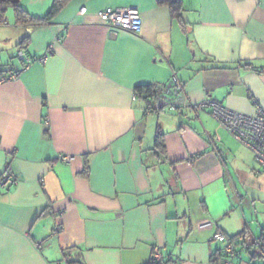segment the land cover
Returning a JSON list of instances; mask_svg holds the SVG:
<instances>
[{"label": "crops", "instance_id": "0c3cea01", "mask_svg": "<svg viewBox=\"0 0 264 264\" xmlns=\"http://www.w3.org/2000/svg\"><path fill=\"white\" fill-rule=\"evenodd\" d=\"M180 1L178 18L160 0H72L38 26L6 10L0 76H16L0 85V175L18 179L0 190V264H148L155 251L164 264H264V228L245 217L226 159L234 138L196 107H264V0ZM53 2L20 5L43 18ZM127 7L139 32L98 17ZM174 75L193 107L147 113L136 88ZM218 232L238 242L234 258Z\"/></svg>", "mask_w": 264, "mask_h": 264}, {"label": "built area", "instance_id": "2783aa9c", "mask_svg": "<svg viewBox=\"0 0 264 264\" xmlns=\"http://www.w3.org/2000/svg\"><path fill=\"white\" fill-rule=\"evenodd\" d=\"M86 8H83L80 13H86ZM100 21L111 31H128L132 33L139 32L142 26L140 12L135 7L127 8H107L98 12ZM8 24V19L0 10V25ZM20 60L25 62V66H29L33 60L28 56L25 50L18 52ZM46 58L41 59L44 62ZM12 76H0V85L3 84ZM167 91L165 96L160 99L146 98V112L157 113L161 109H168L170 112H178L185 108H192V104L184 97V84L177 77L173 76L166 85ZM137 94L135 98H137ZM197 108H211L213 116L225 128V130L240 144L249 149L255 156L257 163L260 165L264 173V107L258 106L254 115H246L239 112L231 111L223 104L214 101L206 100L196 106ZM158 110V111H157ZM63 162L69 163L71 156H62ZM16 173L7 169L0 175V190L8 191L11 186L17 182ZM216 223L212 220H206L199 223L200 229H209L215 227ZM212 240L219 241L224 244L225 255L229 258H234L237 255L238 242L224 234L218 232ZM256 247L261 250V256L264 259V234L261 238L254 240ZM153 260L160 262L161 257L158 251H155Z\"/></svg>", "mask_w": 264, "mask_h": 264}, {"label": "rangeland", "instance_id": "374dc122", "mask_svg": "<svg viewBox=\"0 0 264 264\" xmlns=\"http://www.w3.org/2000/svg\"><path fill=\"white\" fill-rule=\"evenodd\" d=\"M233 140L230 141L231 153L226 157L235 181V186L232 185L235 194L240 193V207L245 217L253 223V229L259 231L264 228V173L254 154Z\"/></svg>", "mask_w": 264, "mask_h": 264}, {"label": "trees", "instance_id": "16d2710c", "mask_svg": "<svg viewBox=\"0 0 264 264\" xmlns=\"http://www.w3.org/2000/svg\"><path fill=\"white\" fill-rule=\"evenodd\" d=\"M70 1L72 0H54L51 10L43 18H35L30 16L20 5V0H0V10L2 14L5 15L6 10L8 8H12L15 12L16 24L18 25L38 26V25L50 23ZM160 3L168 4L172 9L173 14L176 15L178 18L181 17L183 8L180 0H160ZM166 91H167L166 86L162 90L152 85L139 86L136 88L137 95L142 98L150 97V98L160 99L165 96ZM161 148L165 149V146L163 144L162 134L158 133L156 136L155 149H161ZM74 264H79V263H74ZM148 264H164V263L162 260L160 262H157L152 259V261Z\"/></svg>", "mask_w": 264, "mask_h": 264}]
</instances>
